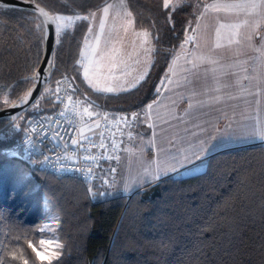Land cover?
Wrapping results in <instances>:
<instances>
[{"label": "trees", "instance_id": "1", "mask_svg": "<svg viewBox=\"0 0 264 264\" xmlns=\"http://www.w3.org/2000/svg\"><path fill=\"white\" fill-rule=\"evenodd\" d=\"M33 1L55 17L91 14L112 0ZM127 3L136 28L152 35V69L129 91L95 97L109 109L137 111L158 96V83L197 15L189 6L165 9L163 0ZM88 27L87 19L80 20L57 38L52 78L36 102L43 111L54 108L61 73H70L81 93L75 62ZM43 52L41 17L31 10L0 7V108L20 100L33 86ZM6 94L7 103L2 99ZM27 113L9 125L8 119L0 120L4 264H264V145L216 153L199 174L170 175L131 196L101 198L102 190L91 193L93 183L57 178L12 154ZM46 204L59 216L61 249L51 260L36 254L41 239L50 236L42 229Z\"/></svg>", "mask_w": 264, "mask_h": 264}, {"label": "crops", "instance_id": "2", "mask_svg": "<svg viewBox=\"0 0 264 264\" xmlns=\"http://www.w3.org/2000/svg\"><path fill=\"white\" fill-rule=\"evenodd\" d=\"M217 2H225V0H200L201 9L193 23L189 37L187 36L189 40L198 42L199 48H195L191 43H185L184 39L171 58L160 80L158 96L146 106L137 111H119L89 101L85 95L80 93L87 107V113H91L89 115L90 121L82 130L83 135L95 131L98 128L97 124H100L103 117L113 120L118 114L142 112V117L146 118L142 122L137 121L135 127L127 128L122 138V153L130 150L127 156L128 165H130L129 161L140 159L144 161L143 163L146 167L143 178H138V180H134L135 182L132 179L129 180L130 174L128 173L126 177L128 189H125L123 195L131 196L134 192L147 185L145 181L150 174L155 173L157 168V164L154 161L161 145L167 148L169 147V142H174L176 147L185 154H191V152L195 151V147H193L194 138L185 132L186 127L198 131V129L193 127L194 124H197L216 134L215 130L219 128L222 132L224 126L230 120H242L241 113L249 117L248 120L243 121L245 124L256 123L253 117L257 115V106L255 103H248L252 100V97L248 95L247 91L238 86L227 90L235 99H230L225 94L226 90L223 84L211 79V74H209L210 78L207 88L197 86L199 93L206 94L193 96L187 86V80L190 79L188 69L191 67L187 61L191 60L199 63V57L206 55L209 47L215 43V28L218 26L217 17L225 14L223 12L217 13L212 8H208L205 11L204 5H212ZM227 2H240V0H227ZM112 5L114 6L107 18L108 23L105 25V35L96 34L97 23L94 14L89 20V31L92 34L87 35L90 37V39L86 40L88 45L81 52V55L87 61V67L83 69V72L80 71V68L78 69V77L87 82L86 76L94 70L96 63L100 62L111 66L113 71L107 79L108 85L102 86V89L112 88L113 91L108 94H119L120 92H126L124 90L120 91L121 88H128L127 91H129L147 78L153 66V58L151 52L145 51L146 36L144 30L136 28L127 0H112L98 9L96 15L103 13L105 9L112 7ZM260 12L259 8L254 11L249 9L248 14L240 16L238 20L234 17H227V22L230 23L242 22L245 19L250 20V25L242 24L240 31L242 36L252 35V41L249 43L247 40L242 39L240 45L234 44L229 49L216 50L217 59L222 58L226 62L232 63L234 58L238 57L243 61L247 59V56L242 55V53L247 52L249 55H257L255 51L257 48L264 49V43L260 41V35L264 34V16H261ZM182 44L183 47H181ZM100 45H103L107 51L105 52V48H103L101 53ZM150 48H152V44H150ZM236 70L239 71V69ZM135 73L137 74L136 76L134 75ZM104 77H106L105 74ZM230 79L235 84V78ZM190 99L192 102L191 108L188 107ZM150 104L151 108L148 107ZM259 119L261 124L264 125V111L260 112ZM140 141H143V144L146 143V145L136 155L133 150L134 145ZM152 141L155 142V146L149 147L148 145ZM258 144L264 145L259 139H229L222 141L219 142L218 146L210 149L206 158L197 162V164L202 161L206 162L210 156L222 151ZM120 157H122V154ZM190 167H193V165L185 168ZM104 170L106 169L104 168ZM180 173L181 171L170 175L179 176ZM154 182L156 181L153 180L151 183ZM104 195L105 191L103 190L100 196L104 197Z\"/></svg>", "mask_w": 264, "mask_h": 264}, {"label": "snow or ice", "instance_id": "3", "mask_svg": "<svg viewBox=\"0 0 264 264\" xmlns=\"http://www.w3.org/2000/svg\"><path fill=\"white\" fill-rule=\"evenodd\" d=\"M168 7V0H165L164 8L168 9ZM208 8L215 9L217 13L223 12L225 15L217 17L218 26L215 28V43L209 47L208 53L199 57V63L191 60L187 61V63L191 65L188 69L190 79L187 80V86L190 88L193 96L206 94L199 93L197 86L199 85L201 88H207L208 80L210 78L209 74H211V79L219 81L223 84L224 89L226 90L225 94L228 95L230 99H235V97H232L230 92L227 90L238 86L239 88L247 91L248 95L252 97V100L248 103H255L257 106V115L256 117H253V119L256 120V123L245 124L243 121L248 120L249 117L244 115V113H241L242 120H230L229 123L224 126V130L222 132L219 128H217L215 130L216 134H213V132L209 131L206 127L197 124H194L193 127L198 129V131H194L186 127L185 132L189 133L194 138L195 142L193 143V147H195V151L191 152V154H185L181 149L176 147L174 142H169V147L167 148L161 145L158 151V160L160 157H163V164H157L155 173L150 174L145 181L147 184H150L153 180L159 182L170 174L178 173L186 166L197 165V162L206 158L208 151L213 147L218 146L219 142L227 141L229 139H259L262 143H264V125L261 124L259 119L260 112L264 111V49L257 48L255 50L257 55H249L247 52L242 53V55L247 56V59L243 61L237 57L234 58L232 63H228L222 58H216V50L218 49H229L234 44L240 45L242 39L247 40L249 43L252 41V35L242 36L240 31L242 24L250 25V20L245 19L242 22L230 23L227 22V17H234L238 20L240 16L247 15L249 9L254 11L257 8L261 10L260 15L264 16V0H240V2H227V0H225V2L204 5L205 11H207ZM37 10L42 15L47 16V13H45L42 8H39V5H37ZM106 10L107 9H105V11ZM75 19H87V17L81 18L77 16ZM54 20H67L71 22L73 17L61 16L55 17ZM60 32L61 27L60 24L57 23L55 35L50 34L49 37L50 51L51 47L55 46L56 36H58ZM260 41L264 43V34L260 35ZM185 43H191L195 48H199L198 42L189 40L187 37H185ZM181 47H183V44ZM236 69H239V71ZM230 78H235V84L231 82ZM36 79H40V77L37 76ZM97 90L107 93H111L113 91L112 88ZM124 91H127V89H124ZM157 92H159L158 89ZM7 102L8 101L6 100L5 103ZM22 103H24L23 100ZM148 107L151 108V104L148 105ZM188 107H192L191 99L188 101ZM85 112H87V109H85ZM61 115H63V113H61ZM89 115H91V113H89ZM16 119V116L12 117L13 121ZM133 119L142 122V120L146 118L142 117L141 112L134 113ZM125 122L127 121L125 120ZM98 126L99 125L97 124V127ZM65 131H67L69 135L72 134L69 130ZM57 135H59V133H57ZM153 135H155V133H153ZM81 136L84 140L88 139V137L83 136L82 132ZM53 138L55 139V137ZM78 143H81V141H78L77 139L72 140L73 145ZM148 146L154 147L155 142H150ZM100 147H104L103 141H101ZM112 147L115 151V141H113ZM47 159L49 158L45 157V160ZM66 170L79 171V169L72 168ZM109 171L115 173L116 169L111 168ZM43 243L44 241H41V244ZM36 254L41 260L46 259V257L40 252H37ZM0 264H4V261L0 260ZM24 264H28V261L25 260ZM49 264H51V262H49Z\"/></svg>", "mask_w": 264, "mask_h": 264}, {"label": "built area", "instance_id": "4", "mask_svg": "<svg viewBox=\"0 0 264 264\" xmlns=\"http://www.w3.org/2000/svg\"><path fill=\"white\" fill-rule=\"evenodd\" d=\"M84 39L90 37L86 35ZM83 62L79 56L75 65ZM85 109L87 107L77 95L72 75L61 73L56 86L55 107L51 111H43L35 103L24 117L23 133L12 150H20L32 163L57 178H71L91 185L98 179L101 169L115 168L113 164L118 161L123 148V135L127 128L135 127L137 120L133 119L135 112L118 114L113 120L103 117L95 131L83 135L88 137L84 140L81 132L90 121ZM73 139L81 143L73 145ZM101 141L103 148L100 147ZM45 157L49 159L45 160ZM69 168L79 171L66 170Z\"/></svg>", "mask_w": 264, "mask_h": 264}, {"label": "rangeland", "instance_id": "5", "mask_svg": "<svg viewBox=\"0 0 264 264\" xmlns=\"http://www.w3.org/2000/svg\"><path fill=\"white\" fill-rule=\"evenodd\" d=\"M165 2V0H163ZM124 2V1H123ZM114 4V3H113ZM168 5L171 6L173 9L176 8H180L181 6H189L190 8H192L193 13L194 14H198L201 7H200V0H168ZM114 5H112V7H108L106 11H103V13H98L96 15V11H94L91 14H85V13H73V14H69V13H60V14H56L55 17H73V20L71 22L67 21V20H59V21H55V24L57 26V23L60 24L61 27V32L59 34H61L62 32H64L67 29H71L74 27V25L83 19H75V17H87V20L89 21L91 16L94 14V18H96V23H97V31L96 34H100L101 35H105L106 30H105V25L108 23L107 18L110 14V11L112 10ZM102 8V7H101ZM89 27H90V21H89ZM89 27L87 29V32L85 34L88 35L91 33V31H89ZM129 31V30H127ZM190 30L187 29L186 31V37L189 35ZM92 34V33H91ZM144 34H145V51H149L152 54V58L153 61L154 59V51H155V47H154V43H153V38L152 35L149 31L144 30ZM59 37V35L57 36V38ZM189 37V36H188ZM187 37V38H188ZM150 44H152V48H150ZM88 45L86 39L83 38L82 40V45L80 48V52H79V56L83 58L84 62L82 64L79 65L80 71L83 72V69L87 67V61H85V58L81 55V52L85 49V47ZM147 45V48H146ZM105 48L103 45H100V51L102 53V49ZM106 48H105V52H106ZM101 59V58H99ZM113 68L111 66H108L106 64H102V63H96L94 66V70L89 73L86 76L87 82L84 80H81V88L79 89L81 91V93H85L87 94V99H89V101L92 102H97V99L95 97V94H103L106 95L108 93H104L102 91H98L97 89H102V86L105 87L107 84V79L110 77V75L112 74ZM104 74L106 75V77H104ZM135 76L137 75L136 73L134 74ZM139 85V84H138ZM137 85V86H138ZM123 87V86H122ZM136 87V86H135ZM124 89H128V88H121L120 91H123ZM133 89V88H132ZM157 89H160V84L158 83V87ZM91 91V93H87L88 91ZM121 93V92H120ZM84 94V95H85ZM77 95L79 97L82 98V96L80 94ZM3 101L5 102L6 100L9 101V97L8 95H4L2 97ZM183 109V108H182ZM181 109V110H182ZM146 145V143L143 144V141L137 142L134 145V151L136 153V155L138 154L137 152H140L141 148H143V146ZM130 150H128L125 153H122V157H120L118 159L117 162H115L113 164V166L116 169L115 173L110 172L109 170L112 168H105L106 170L102 169L101 171H99L98 174V179L92 184L91 186V193L93 194V191H105V197H112V196H116V195H120L123 194L125 189L127 188V176L128 173L129 175V180L132 179L134 180H138V178H143V174H144V169H146L145 164L143 163L144 161L137 159L135 161L130 162L128 165L127 162V156H128V152ZM12 154H15L17 156H21L23 157V153L20 150H14L12 151ZM154 163L158 164H163V158L160 157V159L158 160V154L156 155L155 161ZM128 167V169H127ZM207 167V163L205 161H202L201 163L190 167V168H185L184 170H180L181 173L179 174L180 177H187V176H191V175H195V174H199L202 173L203 171H205ZM135 182V181H134ZM126 183V184H125ZM114 187V188H113ZM130 188V187H129ZM103 198V197H101ZM45 211H46V220L45 223H43L42 229L46 232H48L50 234V236L42 238L41 241H44L43 244H39V246L37 247V251L40 252L42 255H44L46 257L47 260H51L57 256H59L60 254V249H61V243L60 240L57 236V229L59 226V216L54 213L49 206L46 204L45 206ZM56 254V255H54Z\"/></svg>", "mask_w": 264, "mask_h": 264}, {"label": "water", "instance_id": "6", "mask_svg": "<svg viewBox=\"0 0 264 264\" xmlns=\"http://www.w3.org/2000/svg\"><path fill=\"white\" fill-rule=\"evenodd\" d=\"M37 5H39V8H42L45 13H47V16L42 15L37 10ZM0 7L31 10L41 17L44 25V52L42 61L34 75L33 86L20 100L12 102L5 107L0 108V120L8 119L9 121L7 125H9L17 121L29 111V109L37 102L42 94L44 87L50 82L52 78L56 44L54 47H51L50 51L49 37L50 34L55 35L56 24L54 15L47 8L33 0H0ZM37 76H39L40 79H36ZM22 100L24 101V103H22ZM13 116L17 117L15 121L12 120Z\"/></svg>", "mask_w": 264, "mask_h": 264}]
</instances>
